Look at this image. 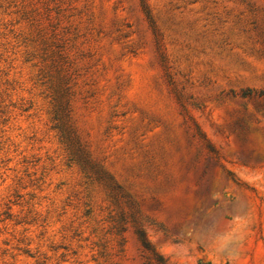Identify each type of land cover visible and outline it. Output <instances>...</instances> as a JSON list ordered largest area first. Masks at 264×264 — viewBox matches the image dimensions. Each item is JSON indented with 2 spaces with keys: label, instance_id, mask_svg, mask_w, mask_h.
I'll list each match as a JSON object with an SVG mask.
<instances>
[{
  "label": "rangeland",
  "instance_id": "1",
  "mask_svg": "<svg viewBox=\"0 0 264 264\" xmlns=\"http://www.w3.org/2000/svg\"><path fill=\"white\" fill-rule=\"evenodd\" d=\"M56 2L42 33L0 11V264H148L138 230L155 263L227 264L195 230L236 196L264 264V0Z\"/></svg>",
  "mask_w": 264,
  "mask_h": 264
},
{
  "label": "clouds",
  "instance_id": "2",
  "mask_svg": "<svg viewBox=\"0 0 264 264\" xmlns=\"http://www.w3.org/2000/svg\"><path fill=\"white\" fill-rule=\"evenodd\" d=\"M250 128L249 138L259 147L260 140L264 138V130L252 126ZM212 199H217L214 194H212ZM242 201V197L236 196L227 204L205 208L200 225L195 230L198 242L207 248L216 259L224 260L227 264H238L251 224L250 214L239 210ZM193 203L200 206L194 195ZM226 216L231 218V224L226 230H221V221ZM176 247L179 248V254ZM176 247L169 253L170 255H177L178 259H184L189 255L190 246L183 243V237Z\"/></svg>",
  "mask_w": 264,
  "mask_h": 264
},
{
  "label": "trees",
  "instance_id": "3",
  "mask_svg": "<svg viewBox=\"0 0 264 264\" xmlns=\"http://www.w3.org/2000/svg\"><path fill=\"white\" fill-rule=\"evenodd\" d=\"M51 1L53 0H0V11L2 13H13L15 14L20 21L28 22L31 27H34L38 33L45 32L46 27H44V20L47 19V16H49L52 12V7L50 5ZM56 6H60V0H57ZM10 9V12H8ZM58 12L61 11L60 8H56ZM42 11V13H41ZM43 14L44 17L42 16ZM6 25L8 23V26H13L11 22H4ZM11 24V25H10ZM27 59L35 58L36 56L30 52L26 51ZM64 93L61 94H53L52 97V110H53V117L54 120L59 124L57 127L62 131V134L67 133V113H68V104L69 100ZM65 126V127H64ZM64 127V128H63ZM70 145L69 147H71ZM70 153L74 152L73 148H70ZM80 156V155H79ZM86 159H80L82 160V164L85 165V167L89 166V168H92V163L89 159H87V156H85ZM100 179L103 178V175H99ZM105 185L108 187L109 191L111 192V195L118 200L119 195L118 192L115 190V184L110 181L108 178L104 179ZM139 239L141 241L142 246L149 252V256H147L148 264H164L162 262V259H160L157 263H155L151 255L154 254L152 251L151 246L149 245L147 239L144 237V233L140 230H138Z\"/></svg>",
  "mask_w": 264,
  "mask_h": 264
}]
</instances>
